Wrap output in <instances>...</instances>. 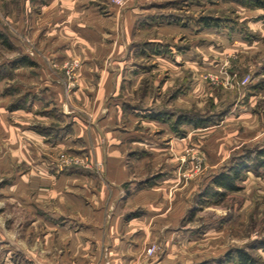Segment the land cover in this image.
<instances>
[{
	"label": "rangeland",
	"instance_id": "1",
	"mask_svg": "<svg viewBox=\"0 0 264 264\" xmlns=\"http://www.w3.org/2000/svg\"><path fill=\"white\" fill-rule=\"evenodd\" d=\"M159 3L157 20L184 26L183 33L166 39L167 46L174 49L161 50L168 57L173 55L171 51L180 53L182 78L168 81L164 92L159 85L148 88L147 82H140L138 92L124 98L122 118L133 120V127L141 131L144 127L138 116L164 123H147L148 129H144L145 134L157 139L151 151L129 144L131 151L126 153L128 168L137 172L139 184L165 185L163 212L153 211L152 217H141L144 223L129 221L147 212L122 203L116 208L109 196L102 209L67 208V219L70 217L74 223L67 225L70 233L66 234L55 224L40 220L30 224L32 213L4 198L1 191L0 264H236L238 250L250 254L254 264H264V165L254 160L256 151H264V0ZM29 4L30 0H0V86L3 96H9V109L25 107L36 96L24 92L15 78L23 53L5 33L9 27L13 30L11 23L17 20L16 15L10 18L11 13L22 10L25 16L35 8ZM202 16L216 18L217 24L198 23ZM29 45L30 54L40 52L35 45ZM149 50L136 51L143 57ZM47 62L49 68L55 67L52 61ZM78 66L76 58L62 65L67 92ZM145 93L151 94L146 99L151 101L150 112H130L127 104L143 106ZM179 93L184 97L176 100ZM180 114L201 124H178L173 129L176 115ZM69 122L68 118L67 132ZM44 127L51 130L57 126ZM2 152L0 148V155ZM46 155L53 158L55 168L61 172H83L102 180L103 162L93 159L88 145ZM140 156L146 161L139 165L131 161V157ZM261 158L264 160V153ZM1 159L2 156L0 162ZM240 160L249 166L235 182L237 189L219 188L215 190L221 195H211L208 190L215 188L213 177ZM21 167H13V174ZM9 177L0 167V188ZM95 211L102 217L101 226L91 223L97 216ZM113 217L126 221L129 231L118 227ZM135 224L144 225V236H136ZM94 227L101 230L97 232ZM73 232L79 234L76 241L71 240Z\"/></svg>",
	"mask_w": 264,
	"mask_h": 264
},
{
	"label": "crops",
	"instance_id": "2",
	"mask_svg": "<svg viewBox=\"0 0 264 264\" xmlns=\"http://www.w3.org/2000/svg\"><path fill=\"white\" fill-rule=\"evenodd\" d=\"M123 1L119 6L111 0H30L34 10L29 9L25 16L22 10L11 13L10 18L16 15L17 20L11 23L13 30L9 27L5 33L25 56L14 75L24 92L36 96L25 107L9 109V96H3L0 86V167L11 176L0 192L32 213L30 224L40 220L70 233L67 225L74 222L67 219V208L102 209L109 196L116 208L122 203L147 212L129 221L144 223L141 217H152L153 211L163 210L165 185L139 184L137 172L128 168L126 153L131 151L129 144L151 151L157 139L145 134L144 129H148L147 123H164L137 115L144 127L141 131L122 114L124 98L137 93L140 82H147L148 88L159 85L164 92L168 81L182 78L180 53L171 51L173 55L168 57L161 50L174 49L167 46L166 39L183 33L184 26L156 19L160 0ZM29 44L40 52L30 54ZM148 47L143 57L137 55V49ZM70 58H76L79 66L67 92L62 65ZM46 60L55 67L49 68ZM143 61L147 67H141ZM183 94H177L175 99H182ZM148 97L150 93L142 96V108L127 104L130 112H150ZM50 124L57 127L46 130L44 126ZM80 145L90 146L93 159L103 162L102 180L83 172H61L55 168L53 158L46 155ZM131 158L138 165L146 161L144 156ZM16 165L22 167L13 174ZM93 217L92 225L103 224L102 217ZM113 219L118 227L129 231L126 221ZM136 225L139 224L133 227L136 236H144V225ZM82 231L81 228L79 233ZM71 238L76 241L80 237L73 232Z\"/></svg>",
	"mask_w": 264,
	"mask_h": 264
},
{
	"label": "trees",
	"instance_id": "3",
	"mask_svg": "<svg viewBox=\"0 0 264 264\" xmlns=\"http://www.w3.org/2000/svg\"><path fill=\"white\" fill-rule=\"evenodd\" d=\"M262 3V2H260ZM202 22L204 26H210V25H216L217 24V19L216 18H211L208 16H202L199 20L198 23ZM25 56H21V61H24ZM20 61V60H19ZM153 117L159 118V114H154ZM193 124V125H199L201 122H196L192 120V118L188 117L186 114H180L176 115V119L174 121V126L173 129L178 124ZM264 151H256V156H254L255 163L257 165H264V160L261 158L263 156ZM237 163L232 164V166H229V168L219 172L216 174L213 179L212 183L215 188H211L208 191H211V195H217L220 194L219 190L215 189H222L223 191H234L237 189V185L235 182L239 179L240 173L244 170H248V164H245L243 160L236 161ZM235 263L236 264H254L255 261L253 257L248 254L245 251L238 250L236 252V255L234 257Z\"/></svg>",
	"mask_w": 264,
	"mask_h": 264
},
{
	"label": "built area",
	"instance_id": "4",
	"mask_svg": "<svg viewBox=\"0 0 264 264\" xmlns=\"http://www.w3.org/2000/svg\"><path fill=\"white\" fill-rule=\"evenodd\" d=\"M113 3L119 5V6H122L124 4V1L123 0H111ZM246 82V81H244ZM149 251H152V248H149L148 249Z\"/></svg>",
	"mask_w": 264,
	"mask_h": 264
}]
</instances>
